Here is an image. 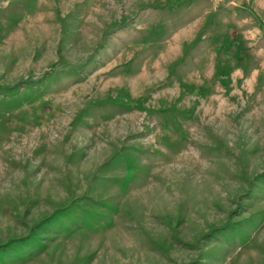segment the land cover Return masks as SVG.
<instances>
[{"label": "rangeland", "instance_id": "rangeland-1", "mask_svg": "<svg viewBox=\"0 0 264 264\" xmlns=\"http://www.w3.org/2000/svg\"><path fill=\"white\" fill-rule=\"evenodd\" d=\"M0 264H264V0H0Z\"/></svg>", "mask_w": 264, "mask_h": 264}]
</instances>
